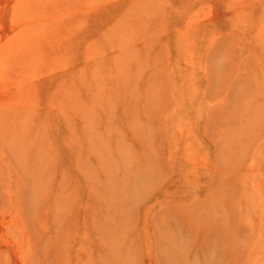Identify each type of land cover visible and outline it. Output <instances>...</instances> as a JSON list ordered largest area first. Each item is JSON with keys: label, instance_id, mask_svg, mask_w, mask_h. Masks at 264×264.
Masks as SVG:
<instances>
[{"label": "rangeland", "instance_id": "1", "mask_svg": "<svg viewBox=\"0 0 264 264\" xmlns=\"http://www.w3.org/2000/svg\"><path fill=\"white\" fill-rule=\"evenodd\" d=\"M0 264H264V0H0Z\"/></svg>", "mask_w": 264, "mask_h": 264}]
</instances>
